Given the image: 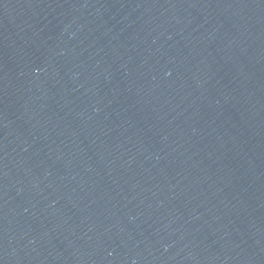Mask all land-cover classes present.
<instances>
[{"label": "water", "instance_id": "95a60500", "mask_svg": "<svg viewBox=\"0 0 264 264\" xmlns=\"http://www.w3.org/2000/svg\"><path fill=\"white\" fill-rule=\"evenodd\" d=\"M0 264H264V0H0Z\"/></svg>", "mask_w": 264, "mask_h": 264}]
</instances>
